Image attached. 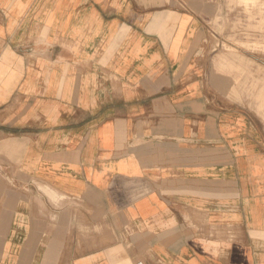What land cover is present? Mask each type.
Wrapping results in <instances>:
<instances>
[{
    "label": "crops",
    "instance_id": "0c3cea01",
    "mask_svg": "<svg viewBox=\"0 0 264 264\" xmlns=\"http://www.w3.org/2000/svg\"><path fill=\"white\" fill-rule=\"evenodd\" d=\"M203 3L0 0V264H264V123Z\"/></svg>",
    "mask_w": 264,
    "mask_h": 264
},
{
    "label": "rangeland",
    "instance_id": "374dc122",
    "mask_svg": "<svg viewBox=\"0 0 264 264\" xmlns=\"http://www.w3.org/2000/svg\"><path fill=\"white\" fill-rule=\"evenodd\" d=\"M207 1L186 6L206 11L221 71L233 76L240 103L264 123V0Z\"/></svg>",
    "mask_w": 264,
    "mask_h": 264
},
{
    "label": "built area",
    "instance_id": "2783aa9c",
    "mask_svg": "<svg viewBox=\"0 0 264 264\" xmlns=\"http://www.w3.org/2000/svg\"><path fill=\"white\" fill-rule=\"evenodd\" d=\"M140 264H144V263H142V262H139Z\"/></svg>",
    "mask_w": 264,
    "mask_h": 264
}]
</instances>
